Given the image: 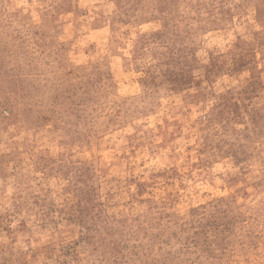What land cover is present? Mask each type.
Here are the masks:
<instances>
[{"label": "rangeland", "instance_id": "rangeland-1", "mask_svg": "<svg viewBox=\"0 0 264 264\" xmlns=\"http://www.w3.org/2000/svg\"><path fill=\"white\" fill-rule=\"evenodd\" d=\"M0 264H264V0H0Z\"/></svg>", "mask_w": 264, "mask_h": 264}]
</instances>
